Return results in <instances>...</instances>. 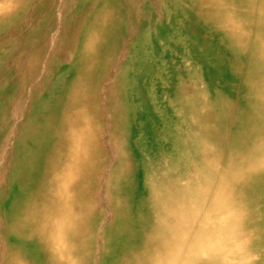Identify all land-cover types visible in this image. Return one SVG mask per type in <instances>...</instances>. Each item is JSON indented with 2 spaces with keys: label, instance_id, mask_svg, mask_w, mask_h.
Instances as JSON below:
<instances>
[{
  "label": "bare ground",
  "instance_id": "obj_1",
  "mask_svg": "<svg viewBox=\"0 0 264 264\" xmlns=\"http://www.w3.org/2000/svg\"><path fill=\"white\" fill-rule=\"evenodd\" d=\"M256 3L0 0V264H264V219L243 206L237 238L210 197L221 187L206 186L219 164L211 121L236 104L248 156L239 179L231 166L219 181L264 184ZM205 69L220 79L215 101ZM155 123L172 147L200 155L198 186L191 156L144 180Z\"/></svg>",
  "mask_w": 264,
  "mask_h": 264
},
{
  "label": "rangeland",
  "instance_id": "obj_2",
  "mask_svg": "<svg viewBox=\"0 0 264 264\" xmlns=\"http://www.w3.org/2000/svg\"><path fill=\"white\" fill-rule=\"evenodd\" d=\"M259 3H260V0H257L256 4H259ZM3 42H4V39L0 41V44H2ZM1 52H2V50H0V56L2 55ZM195 64H197V63H195ZM198 64H199V62H198ZM205 71H206L205 78H206V80L209 79V81H210L209 84L211 85L210 89H212L209 92L208 97L211 101H215L216 96L220 93L218 91L220 89H222L219 86L220 79L219 78L216 79L217 76L212 69H205ZM251 92L255 93L256 88H253L251 90ZM236 95H237V97L241 96V93L237 92ZM165 101H166V99H165ZM216 108L217 107H215V109ZM219 108L220 107H218L217 110H219ZM165 111L167 112V115H168L170 109H168V108L164 109V112ZM166 112L163 114V116H167ZM242 112H243L242 105L236 104L235 106H233L232 111H226V112L223 111V114H221L219 117L213 118L211 121L213 128H217L218 126L221 127V131L218 134L220 137L219 142H218L219 137L217 135L212 140V143H209V145H208V147L214 146L216 148V151L213 152L212 157H211L212 165L214 164V162L217 163V160L219 161V164H215V166H214L215 167V173H214L213 179L211 177V182H209L206 185L207 188H209V189L212 188L214 190L215 189L218 190L221 187L222 191L220 193H217L218 196H210V197L215 198L216 200L221 202V204L223 205V213H225L226 215L228 213H230V214L232 213L233 216L230 219V224H227V226H229L230 233H232V234L234 233L235 235H238L236 237L239 239L241 238V236L244 232V226L242 223H243L244 215L246 214L245 213L246 207H243V206H247V207L250 206V207H248L249 212L252 213L255 211V212L259 213V216L262 217V219H264V184H262V186H260V188H258V189H256V188L252 189V186H244L243 188H239V187L237 188V187L232 186L231 184L224 187V185L228 184V182H225L224 185H222L221 181H219L221 171L226 169L227 167L229 168L232 166L234 168V172L231 174L232 180L239 179L240 176L242 175V172L238 171V170L241 169L242 162L244 163L245 162L244 159L248 156L245 154V152H247V148L244 146L246 143H243V140H244V137H248L247 135L250 134V132L243 130V127H242L243 124L239 120V117H242ZM157 114L160 115V112L158 111ZM162 126L164 128L165 124H161V123L159 125H158V123H155V125L153 124L154 130L151 131V133L149 135H147L146 144L149 147L150 152L153 153L152 157L154 156L153 159L155 161V164L153 165V169H151L150 167H147L149 169H146L145 171L143 170L144 173H142V174L144 175V177H143L144 180H149L152 178V175H153L155 168H157L159 170V174L167 173V171L171 170L170 168L172 165H174L175 161H176V163H179L181 165L180 166L181 168L179 169L181 171L182 169H184V168H182V167H184V166H182L184 160L187 157L191 156V159L193 161V168L195 169L193 171V174H191L193 181L195 180V183H193V185L198 186L200 180H197V179L202 176V173L199 172V169H201V167H202V165L200 163L201 161L199 160L200 155L198 153L192 152V154L194 155V157H193V155H190L187 152H183V150L181 152L180 149L175 147V146L172 147V142L175 143V141L172 140L171 138H169V135L167 133L165 134L164 132H161ZM252 126H253V124L250 125L251 128H252ZM223 131H224V133H223ZM229 137H231V138H229ZM239 138L242 139V142H240L241 139L239 140ZM220 141H221V145H220ZM163 142H164V144H163ZM230 142H231V144H230ZM245 142H246V140H245ZM158 145H161V147L159 149L157 147ZM164 145H166V146H164ZM231 148H233V149H231ZM243 148H246L245 151ZM241 149H242V151H241ZM232 150L236 151V152L233 153ZM226 152H228V153H226ZM240 152H243V153H240ZM260 152H261L260 153L261 157L262 156L264 157V148H261ZM170 153H173V154H170ZM176 154H178V155H176ZM160 156H162V158L158 162V157L160 158ZM167 156H169V157L172 156L171 157L172 159L167 158ZM157 162L159 165L157 164ZM209 162L210 161H208V163ZM155 165H157V166L154 167ZM197 166L199 167V169ZM243 166L245 167V164ZM237 168H238V170H237ZM149 177H151V178H149ZM242 192H244V198L243 199L240 198L241 197L240 195L242 194ZM209 204L211 207H213L212 203L209 202ZM251 204H254V205H251ZM258 209L261 210V213H260V210H258ZM202 212H203V210H202ZM247 212H248V210H247ZM249 216L252 218L250 220V218L248 219V217H247V220L245 221L246 225L251 224L253 219L255 218L251 214ZM211 218H212V220H215V214Z\"/></svg>",
  "mask_w": 264,
  "mask_h": 264
}]
</instances>
